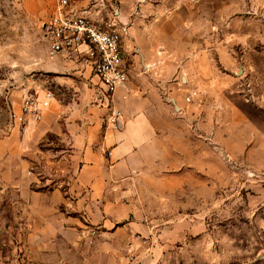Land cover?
I'll return each instance as SVG.
<instances>
[{"label": "rangeland", "instance_id": "obj_1", "mask_svg": "<svg viewBox=\"0 0 264 264\" xmlns=\"http://www.w3.org/2000/svg\"><path fill=\"white\" fill-rule=\"evenodd\" d=\"M167 1L177 7L165 21L173 50L208 55L201 62L206 73L199 92L181 89V64L174 61L179 65L175 72L179 94L190 97L193 107L188 123L194 134L205 138V172L189 169L178 174L169 193L155 189L151 179L133 180L125 190L113 189V193L125 191L115 201L117 210L130 207L133 221L149 235L147 254L141 255L133 245L139 264L146 256V264H264V0ZM55 3L0 0V182L16 181L24 172L34 178V189L50 196L55 185L59 195L67 197L68 178L81 164L80 159L71 162L69 154L74 148L80 152L87 120L107 106L88 70L81 71L66 59L51 67L56 59L48 57L43 24ZM113 8L109 16H116ZM183 10L190 13L183 21L188 22L190 15L194 25L177 20ZM131 15L127 26L132 24ZM185 40L190 42L182 45ZM124 46L127 55L137 54L130 66L139 68L149 81L150 63L141 62L142 51L129 33ZM44 89L53 91L55 100L43 121L25 133L14 127L11 108H17L24 94ZM71 131L80 135L79 140L71 139ZM86 193L78 188L72 195ZM64 207L78 220V243L72 249H59L57 257H47V264H87L76 246L92 249L107 233L93 220L95 206ZM123 219L117 220L118 225ZM10 220L12 229L16 225V232H22L19 213ZM12 235L13 252L1 250L0 264H25L23 237ZM124 239L123 232L118 234V242ZM119 256L123 263L130 262L125 253Z\"/></svg>", "mask_w": 264, "mask_h": 264}, {"label": "crops", "instance_id": "obj_2", "mask_svg": "<svg viewBox=\"0 0 264 264\" xmlns=\"http://www.w3.org/2000/svg\"><path fill=\"white\" fill-rule=\"evenodd\" d=\"M69 2L76 9L86 8L93 14L99 13L98 18L105 21L114 17L118 22L126 23L130 19V13H133L132 24L127 26V33L133 36V44L142 51L141 62L150 63V79L146 81V76L143 75L145 73L130 66L129 61H135L137 54H126L129 80L112 95L113 107L121 112L120 127H109L105 121L108 114L105 106H102L101 111L95 110L89 117V124L81 134L82 141H86L83 148L80 152L74 148V153L69 154L71 162L80 159L81 164L76 167L75 175L68 178L67 197L60 196L55 185L50 196L42 189H34V178L24 172L16 181L0 182V258H4L1 250L8 251L15 247L12 234L16 233L19 236L21 233L23 237L21 247L26 255L25 260L23 259L25 264H47V257H57L59 249L74 248L78 243V220H75L69 209H61V205L86 204L87 207H96L92 211L93 220L107 233L92 249L82 244L76 246L85 256L87 264H139L133 245L136 244L141 255L143 252L147 254L150 248L146 244V236L149 235L144 234L146 231L133 221L130 207L122 208V213L117 210L119 203L115 201L120 195H125V191H117L115 194L113 189L125 190L131 181L148 178L153 181L155 189H165L169 193L167 191L173 190L178 174L189 169L205 172V138L194 134L188 123L193 107L191 108L190 101L179 94L175 83V72L179 65L174 61H180L181 64L178 77L182 79L180 73L185 74L181 89L188 93L199 92L204 89L206 73L201 62L207 60L208 55L203 52L188 55L187 51L173 50L171 46L174 41L165 21L176 14L177 7L171 6L167 0ZM110 6L114 7L116 16H109ZM182 8L181 6L180 10ZM183 11L184 14L179 15L177 20L194 25L195 20L190 15L188 22L183 21L185 13L190 14L188 10ZM189 42L180 41L182 45ZM63 63V59L58 58L51 67H58ZM150 65L156 68H151ZM99 113L104 114V117H100ZM70 134L71 139L79 140L77 132L71 131ZM66 168L70 172L72 166ZM78 188L85 189L87 193L74 197L72 193ZM122 205L127 206V203ZM18 213L23 220L20 225L22 232H16V225L12 223V229L10 224V218H16ZM118 218L126 220L123 219L122 225H118ZM122 232L125 239L118 242L117 236ZM140 241L142 242L139 243ZM128 248L132 249L134 259L123 263L119 255H127ZM146 261L149 263L147 256L141 264H146Z\"/></svg>", "mask_w": 264, "mask_h": 264}, {"label": "built area", "instance_id": "obj_3", "mask_svg": "<svg viewBox=\"0 0 264 264\" xmlns=\"http://www.w3.org/2000/svg\"><path fill=\"white\" fill-rule=\"evenodd\" d=\"M98 16L99 13L93 14L86 8H74L69 0H56L43 24L44 38L50 59H66L81 71L88 70L94 75L109 108L105 121L110 128L118 129L121 112L113 107L112 95L129 80L124 46L127 25L113 19L104 21ZM54 100L55 95L49 89L26 93L17 108H11L10 122L25 133L30 126L43 120L45 111ZM186 101H190V97H186ZM127 257L129 261L134 259L131 248L127 249Z\"/></svg>", "mask_w": 264, "mask_h": 264}, {"label": "water", "instance_id": "obj_4", "mask_svg": "<svg viewBox=\"0 0 264 264\" xmlns=\"http://www.w3.org/2000/svg\"><path fill=\"white\" fill-rule=\"evenodd\" d=\"M182 80L185 82V75H182ZM172 103H174L173 100H171ZM177 107V106H176Z\"/></svg>", "mask_w": 264, "mask_h": 264}]
</instances>
